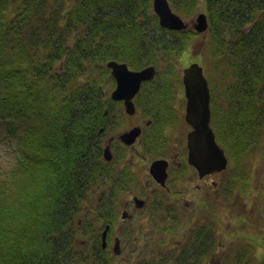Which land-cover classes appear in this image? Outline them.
<instances>
[{"label":"trees","instance_id":"trees-1","mask_svg":"<svg viewBox=\"0 0 264 264\" xmlns=\"http://www.w3.org/2000/svg\"><path fill=\"white\" fill-rule=\"evenodd\" d=\"M120 2L0 0V121L16 134L14 163L0 176V264H95L71 227L104 165L105 63H171L188 45L133 39L141 8L143 19L155 18L151 0L102 14L105 3ZM169 3L207 17L211 124L228 158V198L248 186L253 156H264V0ZM216 230L213 219L192 230L190 264L213 252Z\"/></svg>","mask_w":264,"mask_h":264},{"label":"flooded vegetation","instance_id":"flooded-vegetation-1","mask_svg":"<svg viewBox=\"0 0 264 264\" xmlns=\"http://www.w3.org/2000/svg\"><path fill=\"white\" fill-rule=\"evenodd\" d=\"M151 8V13L156 14L153 0ZM154 17L152 19L155 22L157 20L154 33H148L149 29L143 26L133 25L134 36L139 33L149 42L163 36L172 44L190 43L196 36L203 34L207 37L206 30L198 32L192 21L185 28H171L161 25L157 14ZM139 27L140 30L137 29ZM184 51L185 48L179 54L176 53L171 63L157 60L138 67L129 65L124 59L111 58L124 62L133 70L153 67L152 77L140 80L132 94V113L126 110L123 98L114 96L118 86L106 62L111 78L104 85L106 102L102 112L108 117L105 128L98 129L101 133L99 145L104 165L100 175L89 186L80 214L76 217L75 227H71L78 233L81 214L84 207L90 204L91 211L96 213L93 219L96 227L89 225L83 230L90 235V238L88 235L86 237L88 242L85 238L77 239V235L74 239L78 241L79 247L86 246V252L92 256L95 264H120L117 260L121 264H188L189 257H186L185 252L191 250L192 230L206 224L204 218L209 210L208 199L217 203L223 198L224 169L201 174L189 161L187 140L192 126L186 120L187 97L183 70L192 62L202 66L203 73L205 69L197 60H192L184 67L181 65V69H178L179 57ZM204 75L208 81L206 71ZM209 92H212L210 86ZM127 120L130 121L124 125ZM135 127L139 128V132L132 140L126 132ZM106 146L111 155L108 159L103 154ZM154 161H160L159 164L163 165L162 171L157 170L158 165L154 166L155 174L150 170ZM94 186L102 188L97 197L92 198V203H89L90 189ZM164 204L169 205L166 213L168 222L158 229L162 236H153L149 231L157 228L151 223L152 216ZM119 208L122 209L119 214L121 222L133 219L132 226L126 231L116 223ZM105 229L103 246L101 236ZM178 232L180 237L176 238L175 233ZM216 236L218 241V227ZM149 246L157 248L155 258H147L146 252L141 249ZM115 247L117 252L114 251ZM101 251L104 253L102 257L99 256Z\"/></svg>","mask_w":264,"mask_h":264},{"label":"rangeland","instance_id":"rangeland-1","mask_svg":"<svg viewBox=\"0 0 264 264\" xmlns=\"http://www.w3.org/2000/svg\"><path fill=\"white\" fill-rule=\"evenodd\" d=\"M120 1V3L110 6L105 3L102 8V14L110 17L109 13L112 11L118 12L123 10L126 0ZM67 2L70 3L71 0H67ZM135 4L136 2L133 1L132 5L135 6ZM200 11L202 10H196L193 14L186 16L181 15L177 10L175 12L187 22H191L193 19L196 20V15ZM144 13H146L145 10L141 8L138 14L139 16H136L137 25L149 29L148 33H154L156 31L154 25L157 20L155 22L154 19H143L141 16H143ZM122 25L123 24L120 26ZM137 29L140 30V27ZM134 34L132 38L137 41L143 38L139 33L137 36H134ZM206 38V34L202 36L199 35L188 43L182 56L179 57L178 69H181V65L184 67L192 62V60H197L204 66L205 71H208L206 68L210 65V57L207 51L208 45L206 44ZM206 75L208 76V74ZM129 121L130 120H127L124 125ZM15 143L16 134L9 133L5 123L0 121V176L4 175V171L14 163ZM249 177V184L245 189L241 188L239 190L236 185L234 187L235 189L233 188L232 190L231 196L225 198L223 195L221 202L216 203L214 200L208 199L209 210L204 218V223H209L211 219L215 220L219 229V238L214 245L213 252L205 258L203 264H264V156L261 153L253 156L252 170L249 172ZM218 180H220V177H218ZM101 188V186H94L90 189L91 202L89 201V203H92V198L97 197ZM107 203H111V201H107ZM168 209L169 205L166 206L164 204L163 207L152 216L151 223L157 229L149 231V234L153 236H162L158 229L168 222L166 217ZM84 210L87 212L85 213ZM84 210L81 214V224L77 229V239L85 238L88 242V238L86 237L88 235L90 238V235L83 232V230L87 229L89 225L96 227V225L93 224L96 213L91 211L90 204L85 206ZM121 211L122 209L119 208L116 223L119 225L120 229L126 231L132 226L133 219L127 222H121L119 220ZM145 229L146 228H144V230ZM146 232H148V230ZM175 237H180V233H175ZM141 249L146 252L147 258L151 256L155 258L157 256L156 247L149 246L147 248L142 247ZM246 252H248V254H246ZM166 253L169 255V252ZM99 256L102 257V254H99ZM117 262L121 264L120 261L117 260Z\"/></svg>","mask_w":264,"mask_h":264},{"label":"water","instance_id":"water-1","mask_svg":"<svg viewBox=\"0 0 264 264\" xmlns=\"http://www.w3.org/2000/svg\"><path fill=\"white\" fill-rule=\"evenodd\" d=\"M153 9L158 15L161 25L171 28H185L187 26V22L173 11L168 0H153ZM192 23L198 31L206 29L207 19L205 13L199 12L196 15V20L193 19ZM107 65L111 67V73L118 86L114 96L123 98L126 110L132 113L134 111L131 100L132 94L138 88L140 80L152 77L153 67L133 70L129 69L124 62L116 60L107 61ZM183 80L187 97L186 120L192 126L187 140L189 161L194 164L201 174L224 169L227 164V157L223 147L216 141L213 128L210 125V93L208 81L202 72V67L197 62L190 63L183 70ZM138 132L139 128L135 127L127 131L126 135H131L133 140ZM103 154L106 159L110 158L108 146L104 148ZM159 163L160 161L152 163L150 170L153 174H155V165H158L157 170H163V165ZM105 236L106 229L101 236L103 246L105 245ZM114 251H118L117 247Z\"/></svg>","mask_w":264,"mask_h":264},{"label":"bare ground","instance_id":"bare-ground-1","mask_svg":"<svg viewBox=\"0 0 264 264\" xmlns=\"http://www.w3.org/2000/svg\"><path fill=\"white\" fill-rule=\"evenodd\" d=\"M211 118H212V110L210 109V120H211ZM223 150H224V153H225V149L223 148ZM193 257V256H192ZM191 257H189V259H190ZM188 264H190V262H188Z\"/></svg>","mask_w":264,"mask_h":264}]
</instances>
